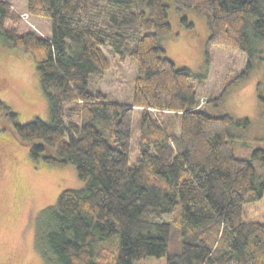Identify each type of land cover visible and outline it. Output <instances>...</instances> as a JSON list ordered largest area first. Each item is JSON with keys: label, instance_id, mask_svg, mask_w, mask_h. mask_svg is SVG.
Returning a JSON list of instances; mask_svg holds the SVG:
<instances>
[{"label": "trees", "instance_id": "obj_1", "mask_svg": "<svg viewBox=\"0 0 264 264\" xmlns=\"http://www.w3.org/2000/svg\"><path fill=\"white\" fill-rule=\"evenodd\" d=\"M165 1L27 0L26 14L50 23L41 37L19 33L21 17L0 0V35L26 54L49 113L20 124L0 100V131L27 146L33 162L72 164L85 182L36 220L47 264H264V172L252 163L264 165V149L236 157L230 128L249 122L209 115L193 85L203 78L164 56ZM171 1L205 19L206 64L212 46L250 59L260 52L264 0ZM105 50L135 63L130 104L89 88L110 69Z\"/></svg>", "mask_w": 264, "mask_h": 264}, {"label": "rangeland", "instance_id": "obj_2", "mask_svg": "<svg viewBox=\"0 0 264 264\" xmlns=\"http://www.w3.org/2000/svg\"><path fill=\"white\" fill-rule=\"evenodd\" d=\"M22 21L16 25L19 33L33 31L41 37L50 34V23L26 14L27 0H6ZM168 5L170 32L160 40L164 56L179 68H186L203 80L193 81L200 105L211 116L229 114L236 122L248 125L231 126L233 153L251 159L253 149H264V41L260 52L250 59L246 54L227 47L212 46L210 63L205 62V45L209 32L205 19L191 10L180 14L171 0ZM186 20L188 25L182 21ZM7 22L5 27L10 28ZM109 58L110 69L102 77L91 78L89 88L105 93L114 103L130 104L135 75V63L130 58L121 62ZM246 75L227 89L236 77ZM206 77V79H205ZM263 98V100L260 99ZM0 100L25 124L34 118L48 120V104L36 79V72L21 50L10 48L0 35ZM133 121V134L138 122ZM101 129V125H98ZM112 143L111 138H108ZM137 136L133 135L132 146ZM136 150L134 152L135 156ZM257 174L264 165L252 160ZM85 182L78 178L74 165L62 168L29 157L28 147L12 135L0 131V264H47L35 246L36 220L39 214L54 207L60 193L66 189L81 191ZM118 238V236H117Z\"/></svg>", "mask_w": 264, "mask_h": 264}]
</instances>
